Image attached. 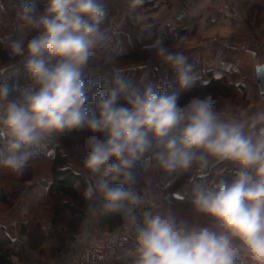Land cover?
I'll return each instance as SVG.
<instances>
[{
	"label": "clouds",
	"instance_id": "9594fccd",
	"mask_svg": "<svg viewBox=\"0 0 264 264\" xmlns=\"http://www.w3.org/2000/svg\"><path fill=\"white\" fill-rule=\"evenodd\" d=\"M12 9L17 35L0 37L15 61L0 68V167L23 176L55 140L86 133L84 199L130 225L131 264H264V109L226 119L212 94L181 104L199 75L179 42L145 45L173 83L151 82L143 65L126 76L108 0H13ZM17 73L23 86L10 83ZM145 161L163 180L188 176L186 198L206 222L161 202L151 176L137 190ZM223 164L226 175H201Z\"/></svg>",
	"mask_w": 264,
	"mask_h": 264
},
{
	"label": "crops",
	"instance_id": "0c3cea01",
	"mask_svg": "<svg viewBox=\"0 0 264 264\" xmlns=\"http://www.w3.org/2000/svg\"><path fill=\"white\" fill-rule=\"evenodd\" d=\"M118 5L122 13L119 14L121 27L126 13L130 11V0H119ZM136 20L138 23L159 22L160 26L180 32L182 51L194 64L199 79L202 78L204 83L220 79L227 87L233 85L236 91L249 98L247 112L264 109V94L260 93L256 78V67L264 65V0H155L152 7L136 16ZM209 38H214L215 43H209ZM217 46L224 49L221 57L215 54ZM221 116L226 119L237 118ZM50 153L48 158L52 156ZM40 186L37 183L32 190L44 195ZM27 210V203L23 201L19 206L18 222H4L2 225L6 233L16 240L20 261L23 264H40L42 258L28 247L26 236L19 234L22 224L30 218ZM39 222L44 237V252L56 251L66 244L72 251H78L77 257L65 264H93L89 258L94 252H99V258L102 259L107 248L122 236L118 231L100 232L94 215L89 225L86 220L83 221L80 230L73 234L67 225L55 226L44 219ZM14 259L18 260L16 257Z\"/></svg>",
	"mask_w": 264,
	"mask_h": 264
},
{
	"label": "trees",
	"instance_id": "16d2710c",
	"mask_svg": "<svg viewBox=\"0 0 264 264\" xmlns=\"http://www.w3.org/2000/svg\"><path fill=\"white\" fill-rule=\"evenodd\" d=\"M154 1L155 0H146V3L135 9V11H128L121 28L117 29L119 35L116 39L119 41L118 50L120 51V55L117 56V59L125 63L126 67L132 70V72L125 73L129 78L135 79L139 74V65H143L141 64L142 62L154 56V52L147 50L145 45L152 43L156 39H160L164 46L174 45L181 36L180 32H175L174 29L166 26L160 31L159 22L152 23L154 26L147 31L141 30L138 24L142 23L137 22L136 16L142 10L152 7ZM12 3L13 0H0V37L9 35L15 37L17 35V24L14 19ZM35 3L37 7H41V0H35ZM109 25L113 28L110 19ZM127 42H129L128 46H125ZM14 62L7 48L0 45V68L9 66ZM143 66L145 70V64ZM9 75H11V73ZM149 79L151 82L160 84L164 87L174 82V73L172 71L163 77H159L157 71L153 70ZM10 83L23 86L24 80L17 73L12 76ZM229 88L236 90L232 85L227 87L220 79H211L204 83L203 79L200 78L190 91L181 94L180 103L184 104L190 97L196 95L202 96L212 94L213 98L223 93L224 95H232L233 92L228 90ZM227 90L231 92L229 93ZM79 133L81 132L69 134ZM52 151L53 154L50 158H47L48 150L35 156L33 160L29 162L27 169L29 170L32 168L33 164L38 161H49V176L46 175L39 180V185H41L40 189L43 190L45 197H52L55 200V204H60L63 209L68 211L72 215L73 221L80 222L84 218L85 212L81 208L83 196L79 194L78 188L85 185V179L81 173L71 168L68 156L60 150L58 144H54ZM148 166L149 161H145L143 165L137 168V175L146 173L147 171L145 169L148 168ZM223 166H225V164L214 169L211 174L202 173L201 175L206 176L208 180L211 181ZM187 180L188 176L179 177L176 179L175 183L171 180L160 179V184H158L159 187L157 188L162 191L163 198H171L173 206L191 205L190 200L186 198L187 192L185 188ZM36 185L37 182H35L32 187H36ZM135 188L137 190L140 189L138 181L136 182ZM20 190L21 188H14L10 193L1 190L0 200L10 203V197L17 195ZM96 218L100 231L107 233H113L117 230L123 231H121L122 236L107 248L102 259L99 258V252H94L90 256L89 261L93 264H131L130 254L134 247V236L131 232L130 225L125 221L124 217L120 214L101 216L96 213ZM29 223H31L29 233L34 238L36 237L37 243L38 239L43 237V232L39 224L40 222L34 221ZM25 228V226H22V231H25ZM19 256L20 251L16 240L12 239L6 233L4 226L0 225V264H23ZM15 257L18 258V260H15Z\"/></svg>",
	"mask_w": 264,
	"mask_h": 264
},
{
	"label": "rangeland",
	"instance_id": "374dc122",
	"mask_svg": "<svg viewBox=\"0 0 264 264\" xmlns=\"http://www.w3.org/2000/svg\"><path fill=\"white\" fill-rule=\"evenodd\" d=\"M118 3L119 0H108V5L109 4L112 5L110 6V8L113 9L112 15L110 14V16L112 17L111 23L113 28L116 30L121 28L120 27L121 18L119 17V14L122 13L120 11V7ZM163 27L164 26H160V31H162ZM177 42L180 43L181 45L180 50H182L183 49L182 39L179 38ZM128 43L129 42H127L125 46H128ZM174 45H169L166 47L173 49ZM141 64L143 65L145 64L146 66L145 71L148 72L149 78L153 70L157 71L159 77H163L167 73L172 72V70L168 67V65H166L165 63H163L162 60L157 58L155 54L152 58L149 57L147 60H145V62H142ZM228 90H231L233 94L224 95L223 93V94H218L214 97L218 111L222 115H230V116H235L237 118H241L242 116H244L245 112L248 109L249 98L243 93L236 91L235 89L229 88ZM231 91L228 92L230 93ZM86 141H87L86 133L64 135L63 137H60L53 142V144L48 149V152L50 155H51L50 152H52L53 154L52 150L54 144L55 143L58 144L60 150L64 154H66V156H68L69 165L71 166V168L81 173L85 179L86 173L83 168V160L88 150V145ZM49 166H50L49 161L46 160L38 161L33 164L32 168H30L29 170L26 169L23 176H19V177L15 176L9 170L0 167V191L4 190L5 192L10 193L14 190V188L17 189L21 188V190L17 195L10 197L11 199L10 203L2 202L0 200V224L2 225V223L4 222L9 224H12V222L14 223L18 222L20 215L19 206L23 203V201H25L28 206L27 214L30 218L28 221L22 224V226L26 227L25 231H22V227H21V232L19 234L21 236L22 235L26 236L28 247H30L35 253H37L36 254L37 256H40V258H42L41 259L42 263L40 264H65L68 260H72L76 258L78 255L77 253L78 251H74V250L72 251V249L67 248L69 245L66 244L65 246L60 247L56 251L53 250L54 252L53 251L47 253L44 252L43 251L44 237L39 238L38 242L36 243V239H35L36 237L34 238L29 233L30 224H31L29 222H34V221L39 222L40 220L44 219L46 221L51 222L55 226L61 227L62 225H67L68 230L72 231L73 234L80 230L83 221L86 220V224L89 225V221L92 218V215L96 217V212L94 210V204L84 199L83 191L85 185L78 188L79 194L83 196L81 208L85 212V216L80 222L73 221L72 215L68 211L63 209L60 206V204L59 205L55 204V200L52 197H45L44 195L38 193L40 191L32 190L34 188L32 187V185L35 182L39 183V180L42 177L46 175L49 176ZM229 170H230V165L225 164V166L220 168V170L215 174L213 180L218 178L220 175H225ZM147 176L152 177L151 187L155 192H157L161 196L162 198L161 202H163V193L161 190L157 188L158 184H160L161 178L156 174L152 173L150 169L146 173H140L137 175V181L139 183V187L141 188L144 186V180ZM174 207L179 211H181L182 213L186 214L187 217L192 222H197V223L206 222L199 213L195 212L193 206L191 205H180ZM117 231H118L117 233L119 234L123 230H117ZM74 240L75 239H71V241ZM62 254H66L67 259L64 260L65 259L64 258L61 262L56 263Z\"/></svg>",
	"mask_w": 264,
	"mask_h": 264
},
{
	"label": "water",
	"instance_id": "95a60500",
	"mask_svg": "<svg viewBox=\"0 0 264 264\" xmlns=\"http://www.w3.org/2000/svg\"><path fill=\"white\" fill-rule=\"evenodd\" d=\"M256 78L261 94H264V65H258L256 67Z\"/></svg>",
	"mask_w": 264,
	"mask_h": 264
},
{
	"label": "built area",
	"instance_id": "2783aa9c",
	"mask_svg": "<svg viewBox=\"0 0 264 264\" xmlns=\"http://www.w3.org/2000/svg\"><path fill=\"white\" fill-rule=\"evenodd\" d=\"M208 42L211 43V44H214V43H215V39H214V38H210V39L208 40ZM215 54H216V56H218V57L223 56V54H224V49H223V47H221V46H217L216 49H215ZM64 258H65V259H64ZM63 259H64V260L67 259L66 254H62L61 257L59 258V260H57L56 263L61 262Z\"/></svg>",
	"mask_w": 264,
	"mask_h": 264
}]
</instances>
